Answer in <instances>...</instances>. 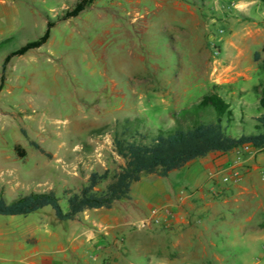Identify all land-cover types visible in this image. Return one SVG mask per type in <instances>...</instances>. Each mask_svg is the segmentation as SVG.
Wrapping results in <instances>:
<instances>
[{"label": "rangeland", "instance_id": "rangeland-1", "mask_svg": "<svg viewBox=\"0 0 264 264\" xmlns=\"http://www.w3.org/2000/svg\"><path fill=\"white\" fill-rule=\"evenodd\" d=\"M76 1L0 0V72L8 53L55 22L43 46L7 65L0 93V164L9 168L0 171V194L7 200L30 192L59 197L91 171L116 169V120L140 117L162 130L215 121L211 107L197 106L214 86L235 103L226 133H256L253 117L264 111L253 88L264 72L253 54L264 45V2L95 0L77 17L57 20ZM263 187L264 150L243 146L167 177L142 176L130 198L110 209L59 221L44 208L0 216V227L11 228V249L24 264H264V238L255 232L264 226L260 208L250 221L238 213L249 195L262 198ZM183 211L200 217L199 231L207 227L195 239L199 248L187 246L180 230ZM207 212L218 217L212 233ZM5 258L0 264H23L17 254Z\"/></svg>", "mask_w": 264, "mask_h": 264}, {"label": "trees", "instance_id": "trees-1", "mask_svg": "<svg viewBox=\"0 0 264 264\" xmlns=\"http://www.w3.org/2000/svg\"><path fill=\"white\" fill-rule=\"evenodd\" d=\"M94 2L78 0L57 20L75 18ZM54 26V21L47 20L41 36L4 57L0 72V93L5 86V73L10 60L43 46L50 38ZM253 60L258 69L264 72V45L260 51L254 52ZM253 90L259 94L258 105L264 111V83L254 86ZM197 106L211 107L216 114L215 121L197 120L189 126L180 124L182 127L162 130L145 125V119L140 117L116 120L111 126L112 146L114 153L122 160L116 169L91 171L85 184L78 190L64 189L59 197L52 191L30 192L10 201L0 195V216L25 217L50 208L57 220L73 221L84 211L110 209L116 201L129 199L131 186L139 182L142 176L167 177L211 153H228L243 146L264 150V113L253 117L256 133L232 136L226 133V126L234 120L235 103L231 98L223 96L221 90L214 86ZM30 145L47 155L37 143L31 141ZM14 151L19 158L26 155L19 145L14 147ZM61 200L66 202V209L62 208Z\"/></svg>", "mask_w": 264, "mask_h": 264}, {"label": "crops", "instance_id": "crops-1", "mask_svg": "<svg viewBox=\"0 0 264 264\" xmlns=\"http://www.w3.org/2000/svg\"><path fill=\"white\" fill-rule=\"evenodd\" d=\"M231 152H228V153H231ZM1 153H3V149L0 147V154ZM0 159H3V158H0ZM2 164H0V171L1 170L3 171L4 169L5 170L9 169L8 167H4V165H2ZM248 170H250L249 167L246 168V171H248ZM0 181H2L1 177H0ZM1 196H3V195H1ZM3 197L5 198V196H3ZM200 197H202V199L204 198V196H202V195H200ZM187 206H188V204H187ZM255 206L258 209L260 208L259 210H260L261 215L259 218H260V221L262 224L264 222V194L262 195V198L258 194H254V193L249 195L248 198L242 204L241 211H239L238 213L241 217H244V219H246L247 221H250L252 219V216H253L252 213L250 214V211ZM178 215H179V220L185 224V226H181V228H180L182 234L185 235V238L187 240L188 239L191 240V242L188 241L187 246H190L193 249L199 248L202 245V243H200V241L197 242L195 239H197L198 234H200L202 232V230L206 229L207 227L203 226V228H201L200 231L198 230L197 227L199 226V224L202 225L203 223L199 222L200 217L197 214L193 213V211H183L182 213L178 212ZM206 218H207L206 220H208V222L210 221L212 224L210 227L211 233H212V227L214 224L212 221H214L218 217H217V215H215V213L207 212ZM263 229H264V226H262V228H260L259 231H255V232H262L261 237L264 238ZM241 231H242V233L248 232L246 230H243L242 228H241ZM249 232H252V231H249ZM10 242H11V228L7 227V226H1L0 227V259H2V261H6L5 257L7 255L17 254L20 258V261L24 264V262H23L24 260H23L22 255L19 254L17 252V250L12 251ZM212 245H214V244L212 243ZM185 257L186 256H184V262H185ZM147 258L151 259V256H148ZM187 258H188V256H187ZM28 264H41V262H39V263L32 262V263H28ZM184 264H192V263H190V262L186 263L185 262Z\"/></svg>", "mask_w": 264, "mask_h": 264}, {"label": "built area", "instance_id": "built-area-1", "mask_svg": "<svg viewBox=\"0 0 264 264\" xmlns=\"http://www.w3.org/2000/svg\"><path fill=\"white\" fill-rule=\"evenodd\" d=\"M246 148H248L249 146H245Z\"/></svg>", "mask_w": 264, "mask_h": 264}]
</instances>
